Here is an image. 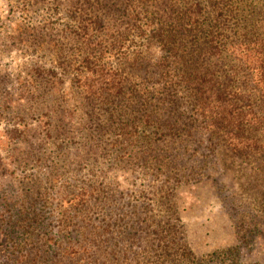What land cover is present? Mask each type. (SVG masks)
<instances>
[{
    "label": "trees",
    "instance_id": "16d2710c",
    "mask_svg": "<svg viewBox=\"0 0 264 264\" xmlns=\"http://www.w3.org/2000/svg\"><path fill=\"white\" fill-rule=\"evenodd\" d=\"M46 4L41 13L47 31H35V49L49 45L54 64L48 70L35 67L36 74L49 73L69 102L59 74L72 73L73 92L84 99L82 122L99 134L107 154L116 152L112 161L141 166L145 180L149 176L136 192L107 183L79 207H70L71 216L57 209L64 222L88 221L86 241L79 246L91 248L90 264H225L229 258L237 264L247 236L264 217V0ZM65 4L68 17L62 22ZM46 94H39L40 102ZM70 106L72 112L77 105ZM47 137L53 138L52 131ZM220 151L256 166L251 202L211 177ZM193 187L208 190L206 197L195 195L200 206L218 205L239 228L237 246L208 248V242L202 246L190 239L187 208L180 201L181 191ZM39 196L31 207L39 206ZM22 206L15 215L14 205L0 212V264L42 260L46 254L35 230L47 217L38 209L29 218L35 211ZM23 236L29 237L24 244Z\"/></svg>",
    "mask_w": 264,
    "mask_h": 264
},
{
    "label": "rangeland",
    "instance_id": "374dc122",
    "mask_svg": "<svg viewBox=\"0 0 264 264\" xmlns=\"http://www.w3.org/2000/svg\"><path fill=\"white\" fill-rule=\"evenodd\" d=\"M49 1L0 0V212L7 204L14 205L12 212L15 215L14 211L25 205L30 212L35 211L29 218L35 216L38 209L40 215L47 217L45 224L35 230V241L40 242L46 254L42 260L36 256L18 264H90L95 258L91 256V248L79 246L86 241L88 221L75 219L72 224L64 222L60 220L57 209H64L71 216L70 207H79L107 183L117 185L120 192H136L142 189L143 183H147L149 176L145 180V170L141 166L112 161L116 152L107 154L106 144L98 138L99 134L82 122L86 113L82 104L84 99L78 91L73 92L76 87L72 73L62 71L59 74L63 87L69 93V102L63 100L60 84L50 79L49 73H45V78L36 74L35 67L48 70L54 64L49 45L35 49V31H47V25H43L47 16L41 13V9ZM66 5L60 11L62 22H66L68 17ZM55 18L52 15L51 19ZM42 84L45 87L42 88ZM45 93L46 101L42 103L39 100L43 98L39 94L44 97ZM70 105H77L72 112H69ZM70 122L74 127L68 126ZM49 131H52L53 138L47 137ZM37 159L40 160L37 162ZM212 164L211 177L229 183L245 202H251L256 166L243 163L228 151L217 153ZM50 187L52 189L48 190ZM44 191L50 194L41 195ZM181 192V207L188 209L185 220L194 243L202 242L203 246L208 242V248L239 244L236 234L239 228L221 213L220 207L208 202L200 206L195 198L197 193L206 197V188L200 187L196 191L193 187ZM25 194L28 198L21 204ZM38 194L39 206L31 207ZM59 198H62V206L57 205ZM260 220L262 223L256 233L249 234L241 247L237 264H264V217ZM50 236L57 239L56 242L48 243ZM25 237L21 243L29 238ZM28 248L24 245L23 249ZM48 256L50 258H46ZM100 257L97 262L102 260ZM45 258L46 261L41 262ZM232 262L229 258L225 264Z\"/></svg>",
    "mask_w": 264,
    "mask_h": 264
}]
</instances>
